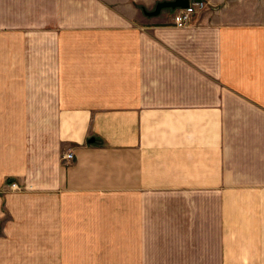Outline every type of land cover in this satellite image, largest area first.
<instances>
[{"label": "crops", "instance_id": "1", "mask_svg": "<svg viewBox=\"0 0 264 264\" xmlns=\"http://www.w3.org/2000/svg\"><path fill=\"white\" fill-rule=\"evenodd\" d=\"M158 1L0 0V264H264V0Z\"/></svg>", "mask_w": 264, "mask_h": 264}, {"label": "built area", "instance_id": "2", "mask_svg": "<svg viewBox=\"0 0 264 264\" xmlns=\"http://www.w3.org/2000/svg\"><path fill=\"white\" fill-rule=\"evenodd\" d=\"M207 6V3L203 0H196V1H190V4L188 7L185 8H177L174 10L173 14V21L176 27H187L191 24V21L193 19V16L203 10ZM65 159L71 160L73 158V153H65L64 154ZM12 187L14 189H19V185L17 182L12 183Z\"/></svg>", "mask_w": 264, "mask_h": 264}, {"label": "water", "instance_id": "3", "mask_svg": "<svg viewBox=\"0 0 264 264\" xmlns=\"http://www.w3.org/2000/svg\"><path fill=\"white\" fill-rule=\"evenodd\" d=\"M190 1L191 0H162V1H158L154 9L152 10H148L146 7H144L143 12L148 16H157L165 8L175 10L177 8L188 7L190 4ZM91 140L93 141L94 139H91Z\"/></svg>", "mask_w": 264, "mask_h": 264}, {"label": "rangeland", "instance_id": "4", "mask_svg": "<svg viewBox=\"0 0 264 264\" xmlns=\"http://www.w3.org/2000/svg\"><path fill=\"white\" fill-rule=\"evenodd\" d=\"M153 9H154V8H153ZM166 11H168V12H169V11H170V12H173L174 10L172 11V10L169 9V8H165V9H163V14H164ZM192 21H193V19H192ZM192 21H191V23H192ZM173 22H174V21H173ZM174 25H175V24H174ZM190 25H191V24H190ZM180 28H184V27H180ZM13 182H14V181H13ZM13 182L10 183L11 186H12V183H13ZM19 187H20V186H19ZM12 188H13V187H12Z\"/></svg>", "mask_w": 264, "mask_h": 264}, {"label": "trees", "instance_id": "5", "mask_svg": "<svg viewBox=\"0 0 264 264\" xmlns=\"http://www.w3.org/2000/svg\"><path fill=\"white\" fill-rule=\"evenodd\" d=\"M142 9L144 8V6H140Z\"/></svg>", "mask_w": 264, "mask_h": 264}]
</instances>
